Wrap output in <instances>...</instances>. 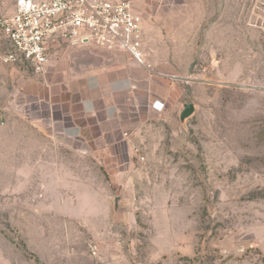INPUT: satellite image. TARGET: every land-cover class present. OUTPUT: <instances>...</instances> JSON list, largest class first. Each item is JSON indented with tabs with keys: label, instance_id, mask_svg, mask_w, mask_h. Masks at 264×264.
<instances>
[{
	"label": "rangeland",
	"instance_id": "374dc122",
	"mask_svg": "<svg viewBox=\"0 0 264 264\" xmlns=\"http://www.w3.org/2000/svg\"><path fill=\"white\" fill-rule=\"evenodd\" d=\"M129 1L177 110L130 153L75 156L32 103L41 76L0 61V264H264V0Z\"/></svg>",
	"mask_w": 264,
	"mask_h": 264
},
{
	"label": "crops",
	"instance_id": "0c3cea01",
	"mask_svg": "<svg viewBox=\"0 0 264 264\" xmlns=\"http://www.w3.org/2000/svg\"><path fill=\"white\" fill-rule=\"evenodd\" d=\"M68 50L69 62L50 63L47 73L41 76L32 103L44 104L49 114L48 132L52 139L66 141L67 151L73 155L119 157L126 151L130 153L126 141L143 131L140 125H146V113L159 116L165 111L169 116L177 110V101L155 86L162 82L155 77L148 79L144 63H137L128 54L89 49L101 57L99 62L96 58L89 60L101 66L76 67L70 55L85 49ZM146 93L148 97L141 100ZM156 101L165 105L163 112L153 109ZM104 161L112 170L114 160Z\"/></svg>",
	"mask_w": 264,
	"mask_h": 264
},
{
	"label": "built area",
	"instance_id": "2783aa9c",
	"mask_svg": "<svg viewBox=\"0 0 264 264\" xmlns=\"http://www.w3.org/2000/svg\"><path fill=\"white\" fill-rule=\"evenodd\" d=\"M142 42L143 21L129 0H0V61L35 76L63 48L122 52L143 64Z\"/></svg>",
	"mask_w": 264,
	"mask_h": 264
},
{
	"label": "water",
	"instance_id": "95a60500",
	"mask_svg": "<svg viewBox=\"0 0 264 264\" xmlns=\"http://www.w3.org/2000/svg\"><path fill=\"white\" fill-rule=\"evenodd\" d=\"M78 56H85L84 59H77ZM90 58H96V60L99 62L101 57L98 55L92 54L91 50L85 49L81 51L74 52L70 55V59L73 62L74 66L79 67L80 65H85L86 67H89L90 65H93L94 67L101 66L99 63L91 62L89 59ZM75 59V60H74ZM76 64V65H75ZM106 65H110V62H106ZM196 113V106L193 103H185L183 104L182 111L180 112L179 115V120L182 125H185L186 122L192 118ZM120 202L121 198H115L114 203H113V210L117 215L121 212V207H120Z\"/></svg>",
	"mask_w": 264,
	"mask_h": 264
}]
</instances>
